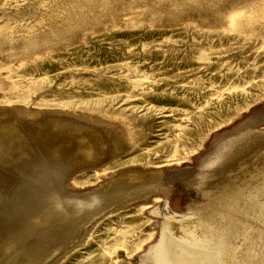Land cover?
I'll return each instance as SVG.
<instances>
[{
  "label": "rangeland",
  "instance_id": "obj_1",
  "mask_svg": "<svg viewBox=\"0 0 264 264\" xmlns=\"http://www.w3.org/2000/svg\"><path fill=\"white\" fill-rule=\"evenodd\" d=\"M0 112V264H264V0H0Z\"/></svg>",
  "mask_w": 264,
  "mask_h": 264
},
{
  "label": "bare ground",
  "instance_id": "obj_2",
  "mask_svg": "<svg viewBox=\"0 0 264 264\" xmlns=\"http://www.w3.org/2000/svg\"><path fill=\"white\" fill-rule=\"evenodd\" d=\"M4 113H6V112H4ZM4 113L0 112V121L6 120V115L9 114V113L4 114ZM52 124H54V123L50 122L47 124V126L51 125L50 127H48L49 131H57L58 129H61L60 130L61 132H59V133L50 132V135H54L58 138L57 140H54L52 142L55 144V146H57V150H58V151L56 150L57 155L51 156V157H54L56 161H59L58 164L60 162H63V163L64 162L65 163L70 162L71 158H78L84 162L89 161V160H95V159H97V157L99 156V154L101 153V151L105 147L104 142L101 139H99V133L96 129L94 131L85 130L83 132L77 133L75 130L77 129V127L81 123L78 126L76 125L77 127L75 126L76 129L73 128L74 126L73 127L65 126V127L57 128L54 125L52 126ZM59 124H61V123H59ZM72 125H73V123H72ZM82 126H81V128H82ZM115 141H117V138L114 139V142ZM105 149L107 150V148H105ZM112 149H114V148H112ZM106 150H105V152H106ZM62 166H63V164H62ZM64 166H66V165H64ZM16 196H17V193H15L13 195L15 202L17 201ZM99 196H102V195H99ZM52 197H54V193L52 191H49L48 193H46L44 195H40L38 202L42 203L44 200H47V201H48V199L51 200ZM103 198H104V196H103ZM90 202H91V200L82 199V200L78 201L77 203H79L81 205H85L88 203L90 204ZM77 206H79V205H77ZM87 212H89V211H87ZM93 213H95V212H93ZM47 220H48V218H47Z\"/></svg>",
  "mask_w": 264,
  "mask_h": 264
}]
</instances>
